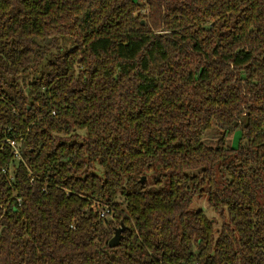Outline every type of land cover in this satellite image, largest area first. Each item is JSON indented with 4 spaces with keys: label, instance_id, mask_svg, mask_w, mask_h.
I'll return each instance as SVG.
<instances>
[{
    "label": "trees",
    "instance_id": "16d2710c",
    "mask_svg": "<svg viewBox=\"0 0 264 264\" xmlns=\"http://www.w3.org/2000/svg\"><path fill=\"white\" fill-rule=\"evenodd\" d=\"M0 264H264V0H0Z\"/></svg>",
    "mask_w": 264,
    "mask_h": 264
},
{
    "label": "rangeland",
    "instance_id": "374dc122",
    "mask_svg": "<svg viewBox=\"0 0 264 264\" xmlns=\"http://www.w3.org/2000/svg\"><path fill=\"white\" fill-rule=\"evenodd\" d=\"M221 132L222 131L218 128L216 123L213 122L212 127L204 133L206 142L208 144L214 145L216 143L217 138L220 136ZM241 135H242V129L241 127H238L235 131H233L232 133H228L226 135V144L232 147L239 146L241 142ZM192 206L196 209L203 210L206 213V215L211 219H214L213 218L214 216L217 217L215 215L214 210L209 206L207 197H203V198L196 197L193 200Z\"/></svg>",
    "mask_w": 264,
    "mask_h": 264
},
{
    "label": "built area",
    "instance_id": "2783aa9c",
    "mask_svg": "<svg viewBox=\"0 0 264 264\" xmlns=\"http://www.w3.org/2000/svg\"><path fill=\"white\" fill-rule=\"evenodd\" d=\"M7 141L10 143L11 147L13 148V153L18 160H23L22 151L18 146V143L14 139H7ZM11 168V167H10ZM4 171H9V169H3ZM10 172H12V168L10 169ZM31 174V173H30ZM91 209L94 213L97 214V216L103 218L108 215L109 207L108 205H104L103 203L99 201H93L91 205Z\"/></svg>",
    "mask_w": 264,
    "mask_h": 264
},
{
    "label": "water",
    "instance_id": "95a60500",
    "mask_svg": "<svg viewBox=\"0 0 264 264\" xmlns=\"http://www.w3.org/2000/svg\"><path fill=\"white\" fill-rule=\"evenodd\" d=\"M145 179V177L143 178V180ZM126 226L121 224L119 227H117L115 229V233L113 235V237L109 240V246L110 247H116L118 245H120L121 243V239L123 237V232L125 231Z\"/></svg>",
    "mask_w": 264,
    "mask_h": 264
}]
</instances>
